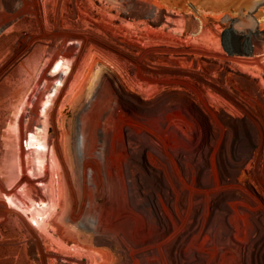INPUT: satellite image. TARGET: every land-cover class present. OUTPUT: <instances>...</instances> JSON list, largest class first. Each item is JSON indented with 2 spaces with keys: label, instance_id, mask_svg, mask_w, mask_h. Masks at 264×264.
<instances>
[{
  "label": "rangeland",
  "instance_id": "rangeland-1",
  "mask_svg": "<svg viewBox=\"0 0 264 264\" xmlns=\"http://www.w3.org/2000/svg\"><path fill=\"white\" fill-rule=\"evenodd\" d=\"M93 1L96 4L100 3L98 0H0V264H43L42 259L46 264L54 262V264H64L62 260L57 261L50 257V260L54 259L50 261L49 257L44 256L46 251L60 250V247L56 243L52 245L46 241L49 239L48 234L40 230V223L44 221V215L41 213L45 211L43 204L39 203L42 202L40 197L43 195L44 183L40 179L41 168L37 165L38 160L35 157L33 133L37 116L36 102L41 95L50 93L55 76L63 73V55L69 49L75 51L76 47H80V44L86 41L82 39H91V42H87L86 51L91 47L90 45L100 41L112 47L114 56L121 65V68L117 67L115 80L110 79L106 97L109 93H115L119 79L127 85L130 78L139 82L144 77H148L152 81V89L148 88L151 92H144V94L152 95L158 100L155 105L146 108L143 105V99L137 95L122 90L121 92L130 99V102L122 94L115 93L116 103L124 107L129 115L140 117L139 120L153 119L154 123L152 121L144 125L150 128L148 130L153 131H148L146 128L139 129L127 120V114L124 116L118 113L117 108H109L100 124L103 129L101 134H104L108 141H113L122 132L128 142L126 145L118 146L117 156L122 160L117 158L112 161H123L122 164L128 166L132 164L134 169L130 173L134 172L139 178H143L145 180L143 182H146L150 188L152 186L150 190L154 191L156 186L151 185L150 180H147L148 171L145 161L141 154L132 153L133 148L140 150L141 145H147L161 152L164 140L168 141V144L171 143L170 148L175 149L174 151L185 160L187 156L196 157L198 167L195 168H198L200 183L210 191L202 195V204L195 208L192 214L206 210L221 216L222 211H231L232 214L228 217H231L232 221L227 225L225 233H228L233 240L226 262L225 259L223 260L226 258V250L220 251L221 241L213 242L210 237H206V244L200 240L203 248L198 253L207 258V252L211 251L215 257H222L221 264H242L239 243L246 238L245 241L251 239L250 243L254 242L261 251L263 250L259 259H264V220L262 218L264 217V134L258 122L254 120V115L259 117L264 126V102L252 92L253 84H257L264 95V87L260 79L243 72L238 66L234 68L223 66L219 60H212L200 53H195L196 51L183 50L188 47H195L197 51L206 49L203 46L193 45L192 40L178 39L177 47L182 49L168 50V47L174 48L165 45L174 43L170 42L169 38H165L162 42L161 38L157 39L162 44L153 43L146 46L144 43L148 40L147 38L133 36L135 40H132V37L127 38V35L122 33L124 32L122 29H118L115 34L112 31L115 27L111 28L107 22L102 24L95 20L100 17L101 12ZM168 1L180 6L183 10L191 9L203 19L206 33L201 34L200 41L204 45L210 44L214 47L220 45L223 38L211 33L216 29L224 31L228 28L247 29L264 33V0H191L189 3L186 0ZM193 19L198 20L194 15ZM118 24L122 23L118 21ZM247 45L248 47L237 50L242 53L246 49H255L253 42ZM245 55L248 56V54ZM248 57L251 60L255 59L251 54ZM102 66H99L101 71ZM182 83H188L191 86L188 84L183 86ZM207 83L212 85L213 95L205 88ZM192 85L202 89L206 101L204 105L206 104L207 108L201 106L203 102ZM88 86L85 88L90 91L88 93L83 90L79 96L77 94L75 97H69L66 94V98H61L59 105L61 103L65 105L56 106L55 118H52L55 123L52 122L53 124L48 127V133H51L54 128L60 130L59 126L63 124L61 129L67 132L68 143L70 142L68 146L66 145L70 161L80 160L83 156L85 134L81 133V130L87 127L88 116L90 117L86 109L90 110L93 106L92 102L95 101L90 99L93 98V91ZM97 100L95 104L98 102L101 106L104 105V98H101V101ZM86 102L92 103V106L89 108L90 104ZM58 107L61 110L57 109ZM74 110L76 112L79 110V114ZM210 111L214 113V120L209 115ZM81 112L85 114L82 118ZM57 113L60 114L56 116ZM228 114L236 117L240 124L229 122L226 117V115L229 116ZM62 115L65 120H61ZM213 122L215 124H212ZM19 123L20 127L17 129ZM118 123L123 126L119 125V127ZM223 125H225L224 131ZM243 125L249 128L245 129ZM183 126L186 128H182ZM214 127L216 131L213 134ZM182 130L188 131L193 136L190 137V145L178 143ZM134 133L138 143L130 146L128 136L130 134L133 138ZM139 137L147 141L140 142ZM183 138L188 142L185 137ZM229 175H232L233 179H230ZM144 183L143 186L146 184ZM147 184L145 187L148 189ZM46 188L50 191L48 184ZM140 190L142 200L146 202L143 189ZM34 197L37 202H34ZM234 211L240 212L242 216L252 217L253 220L257 219L255 228L246 225ZM257 221L260 222V227ZM194 243L196 242H190L187 250H192ZM243 253L247 254L246 249ZM188 259L189 263L194 264L193 259ZM252 259V264H256V260ZM181 261L179 264H188L185 260ZM215 263L211 260L209 262V264Z\"/></svg>",
  "mask_w": 264,
  "mask_h": 264
},
{
  "label": "bare ground",
  "instance_id": "bare-ground-1",
  "mask_svg": "<svg viewBox=\"0 0 264 264\" xmlns=\"http://www.w3.org/2000/svg\"><path fill=\"white\" fill-rule=\"evenodd\" d=\"M98 1L100 3L96 4L93 2L101 12L100 17H92L102 24L107 22L111 28L115 27L112 29L114 33L118 29H122L124 31L122 33L126 34L127 38L132 37V40H135L134 37L147 38L148 40L144 43L146 46L153 43L162 44L160 40L162 42L165 41V38H169L170 42L174 43H166L165 45L173 46L174 48L168 47V50L182 49L181 47H177L179 43L177 41L178 39L192 40L193 45L203 46L206 49L197 51L198 49L195 47H188L183 50H188L189 52L196 51L195 53H200L212 60H219L223 66L230 68L238 66L243 72L259 78L260 83L264 87V33H256L247 29L239 30L228 28L225 31L216 29L211 31V33L214 36L222 37L223 40L219 43L220 45H217L218 47H214V45L210 44L204 45L200 41L201 34L206 33L204 32V21L191 9L187 8L183 10L180 6L170 3L168 0ZM190 1L186 0L187 3ZM193 15L199 21L193 19ZM118 21L122 24H118ZM88 23L87 25H89ZM98 30L100 31V29ZM157 39L160 40L158 41ZM90 40L82 39L83 43L80 44V47H76L75 51L69 49L63 55V73L55 76L54 86L50 93L41 95L40 99L36 102L37 116L33 142L35 157L38 160L37 165L41 168L40 179L44 183L43 195L40 197L42 202L39 203L43 204V210H45L41 213L44 215V221L40 223V230L48 234L49 239L46 241L52 245L56 243L60 247V250L46 251L44 256L46 258L49 257V260L50 257L57 261L62 260L64 264H175V262L179 264L182 262L181 260H185L188 264H191L188 258L193 259L194 264H209L210 260L213 263L217 262V264H221L222 257H215L211 251L207 252V258L198 253L203 248L201 241L203 244H206V237H210L213 242L214 240L221 241L220 251L222 252L223 249L226 250V258H223L226 262L233 241L231 240V236L225 233L227 225L232 221L231 217H228V215L230 216L232 214L231 211L224 210L221 216L214 215L206 210H200L196 214H192L193 210L202 204V195H206L210 191L209 188L200 183L198 168H195L198 167V159L196 157L187 156L185 160L183 156L178 155L174 151L175 149L170 148L171 143L168 144V141L164 140L163 142L161 141L162 145L160 144L162 147L161 152L153 149V146L147 145H141L140 150L133 148L132 153L136 154L137 152V154H141L145 161L148 171L147 180H150L151 185L156 186L154 191L150 190L152 186L150 188L146 182L148 189L145 187L146 184L143 182L145 181L143 178H139L134 172L130 173L134 169L132 168V164L128 166L122 164L123 161H112L118 158V146L121 144L126 145L127 141L122 132L120 135L115 134L119 136H116L117 138L113 139V141H108L103 136L104 134H101L103 129L100 124L109 108H117L118 113L121 115L124 114L125 116L127 114V120L139 129H150L144 125L152 123L153 121V119L148 121L145 118L139 120L140 117L129 115L124 107L116 103L115 93L122 94L128 101L130 99L124 96L121 92L122 90L137 95L143 99V105L146 108L152 107L158 100L152 95L146 96L144 94V92H151L152 89V81L148 77H144L142 79L143 81L140 80L139 82L130 78L127 85L119 79L115 93H109L106 97V93L109 91L107 88H109L110 79L116 77L117 67L121 68V65L117 57L114 56L113 48L100 43L101 41L96 42L95 45H90L91 47L86 51V47L88 46L87 42ZM252 42L254 43V50L246 49L242 53L238 51L242 47H248L247 44ZM245 54H248V56L251 54L255 59L251 60ZM100 65H103V68H101L103 69L102 71L99 70ZM56 84L57 86L55 87ZM187 84L182 83L183 86H187ZM188 85L191 86V84ZM87 86L93 91V98L90 99H95V101L92 102L93 106L91 105L92 103L86 102L90 104L89 108L92 107L90 110L86 109L90 114V117L88 116L89 121L87 122V127L85 126L88 130L84 128V125V129L81 130V133L83 132L85 134V136L83 135V156H81L82 158L80 160L74 159V161H70L66 148V145H69L70 142L68 143L67 132L65 133L61 129L63 124L61 123L59 126L60 130L54 128V126L51 133H48V127L55 123L53 122L55 120H52L56 114L54 109L59 105L61 98H66L67 95L69 97H75L78 94L79 96L83 90H86L85 88ZM192 87L201 98L203 104L201 102L200 104L204 107L206 105H204V102L206 101L204 98L205 95L201 91L202 89L196 85H192ZM252 87L253 95L260 97L261 101L264 102L263 90L257 84H253ZM148 88L151 89L148 90ZM205 88L213 95L212 85L207 83ZM101 98H104V105L101 106L98 102L95 104L96 100L100 99L101 101ZM254 102L257 103L256 100ZM61 104L62 107L65 105L63 103ZM61 104L59 107H61ZM59 107L57 109H60ZM59 112L61 114L63 113V111ZM84 112L80 113L81 118L84 117ZM60 113H57L56 116ZM209 115L214 120L215 116L212 111H210ZM63 117L62 115L61 120H65ZM226 117L229 122L239 123L233 115H226ZM254 118L264 134L262 121L255 115ZM69 119L68 117V122ZM58 123L60 124V122ZM120 123L117 125H121ZM68 124L71 126L70 123ZM212 124L215 123L213 122ZM224 126H222L223 131ZM19 127L20 123L17 129ZM56 127L58 126L56 125ZM245 127V129L249 128L247 126ZM182 128L185 129L186 127L183 126ZM213 129L214 131L212 133H215V127ZM121 130H123L122 127ZM77 131L79 132V130ZM160 131L162 132V129ZM187 132L182 130L179 144L190 145L189 140L192 135ZM133 136V138L130 134L128 136L130 146L132 144L135 146L138 143L137 139H135V133ZM139 138L138 141L140 142L145 143L147 141L142 137ZM146 138L151 139L148 136ZM120 153L122 152L120 151ZM232 171L234 172L235 169L233 168ZM215 175L217 174L215 173ZM229 176L230 179H233L232 175ZM143 183L145 186H143ZM47 184L50 191L46 188ZM207 185L210 187V183ZM141 188L143 189L142 191L145 195L143 197H145L146 202L142 200L140 195ZM34 202H37L36 198ZM234 212L239 214V219L245 222L246 225L255 228L257 219L254 218L253 220L252 217L251 219L250 217L242 216L238 211ZM262 218L264 220V217ZM257 222L259 226L260 222ZM34 232L35 230H33ZM245 239L239 243L241 250L240 263L252 264L251 259L253 258L256 260V264H264V259H259L263 250L261 251L259 246L254 242L250 243L251 239H247L249 241H245ZM260 239L259 241H261ZM190 242L196 243L192 245L194 247L192 250H187ZM242 249H246V255ZM48 259L46 260L47 262ZM54 259L51 260L53 261ZM41 262L46 264L44 259Z\"/></svg>",
  "mask_w": 264,
  "mask_h": 264
}]
</instances>
